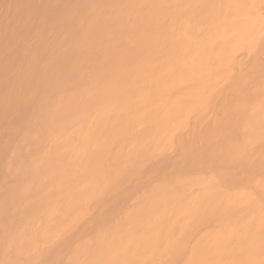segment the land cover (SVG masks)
I'll return each mask as SVG.
<instances>
[{"label":"bare ground","instance_id":"obj_1","mask_svg":"<svg viewBox=\"0 0 264 264\" xmlns=\"http://www.w3.org/2000/svg\"><path fill=\"white\" fill-rule=\"evenodd\" d=\"M0 7V264H264V0Z\"/></svg>","mask_w":264,"mask_h":264},{"label":"rangeland","instance_id":"obj_2","mask_svg":"<svg viewBox=\"0 0 264 264\" xmlns=\"http://www.w3.org/2000/svg\"><path fill=\"white\" fill-rule=\"evenodd\" d=\"M3 12V10H2V8L0 7V15H1V13ZM16 17L17 16H11L10 17V23H13L14 21H15V19H16ZM78 17H80V15L78 16ZM77 19V18H76ZM81 25H82V22H81V20L79 21V28L81 27ZM32 34H34V33H31L30 35H27V36H22V44H24L25 45V48H27V47H29L30 45H33V44H35V38L33 37L34 35H32ZM53 36V33L49 36L50 38ZM262 40H264V38H262ZM64 58L66 57V55L65 54H63L62 55ZM240 57H241V59L243 60V61H251L253 58H254V55H246V54H241L240 55ZM261 74H262V76H264V69L262 70V72H261ZM226 95V93H223L222 94V96L224 97ZM255 96L254 95H252L251 96V98H254ZM20 119V118H19ZM21 121V120H20ZM17 122V123H16ZM16 122H14L15 124H14V126H16V125H19L20 123V125H22V121L19 123V121H16ZM19 123V124H18ZM228 124H229V126L230 127H232L234 130H236L234 127H236V120L235 119H233V118H231L230 120H228ZM19 125V126H20ZM234 126V127H233ZM8 133H9V131H7V130H4V131H2L1 132V136H0V139L1 140H4V138H6L7 140H8V138L10 137H12L11 136V133L8 135ZM7 136H8V138H7ZM253 148V147H252ZM33 153H35L36 154V149L34 148V146L33 147H30L29 148ZM255 149V148H254ZM7 153L6 154H4L3 156L5 157L4 159L5 160H9L10 161V163H12V161L13 160H16V158L14 157V154L12 155V156H10L13 152H11V150L10 151H6ZM11 152V153H10ZM252 152H253V149L251 150V151H248V152H244L243 153V155H242V157L241 158H239L238 160H243L244 158H248L249 157V155H251L252 154ZM8 153H9V156H6V155H8ZM178 154V150L177 149H175L173 152H172V156H176ZM2 156V157H3ZM8 157V158H7ZM13 157V158H12ZM11 158L13 159V160H11ZM4 159H2V161L4 160ZM8 161V162H9ZM15 162V161H14ZM13 162V163H14ZM3 168H2V165L0 164V176L2 175V177H0V179L2 180V183H4L5 181L4 180H6V184L9 182V184L10 183H13V181H14V179H12V178H3L4 176H3ZM264 176V166H262V169L260 170V171H257L256 172V176ZM4 179V180H3ZM11 179L13 180L12 182H11ZM0 180V181H1ZM4 181V182H3ZM4 183V184H5ZM247 183V188H248V190L249 191H251V192H253L254 191V188H253V184L251 183V182H246ZM262 204L264 203V200L262 199Z\"/></svg>","mask_w":264,"mask_h":264}]
</instances>
